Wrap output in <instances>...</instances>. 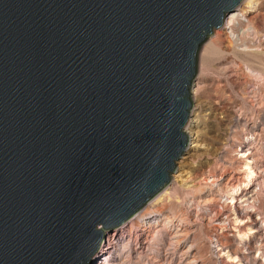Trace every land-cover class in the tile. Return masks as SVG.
I'll list each match as a JSON object with an SVG mask.
<instances>
[{"label":"water","instance_id":"1","mask_svg":"<svg viewBox=\"0 0 264 264\" xmlns=\"http://www.w3.org/2000/svg\"><path fill=\"white\" fill-rule=\"evenodd\" d=\"M243 0H0V264H95L171 180L198 52Z\"/></svg>","mask_w":264,"mask_h":264},{"label":"rangeland","instance_id":"2","mask_svg":"<svg viewBox=\"0 0 264 264\" xmlns=\"http://www.w3.org/2000/svg\"><path fill=\"white\" fill-rule=\"evenodd\" d=\"M247 16H254L259 29L260 40L256 42L255 38L253 42L260 45L256 51L262 61L234 54L236 46L225 52H210L203 51L205 44H202L191 86L190 131L185 128L189 144L176 161L168 184L175 194H170L167 204L177 203L178 209L182 199L193 197L197 189L215 187L212 179L230 180L234 184L242 181L245 166L241 161L247 160L245 157L250 155L252 147L259 153V161L251 163L255 168L252 181L240 183L235 199L223 196L214 204L227 216L226 221L223 224L212 222L202 230L198 229L199 225L193 227L190 240L193 248L202 253L204 264H264V117H259L256 111L257 102L261 99L264 102V87L247 71L243 60L247 57L255 70H264V0H259L257 12ZM216 31L205 43L212 40L221 47L223 44L215 36ZM260 112L264 114V108ZM249 127L254 130L249 132ZM248 140L252 142L248 145L250 150L243 154L240 150L246 148ZM236 146L237 151H232ZM187 152L189 157L182 158ZM112 231H107L102 247ZM115 240V247L110 251L126 258L121 264H184L180 250L162 225L154 227L150 235L142 239L141 249L127 232ZM102 247L95 264L105 261L110 254L109 251L104 254ZM110 264H119V260Z\"/></svg>","mask_w":264,"mask_h":264},{"label":"bare ground","instance_id":"3","mask_svg":"<svg viewBox=\"0 0 264 264\" xmlns=\"http://www.w3.org/2000/svg\"><path fill=\"white\" fill-rule=\"evenodd\" d=\"M258 6L259 0H243L235 10L231 11L225 17V24L223 23L222 27L216 31L217 33L215 36L220 41V43L223 44V46L220 47L210 40L209 42H204L205 46L203 45V51L209 50L210 52H225L232 46H236L237 50L234 52V54L241 53L243 56H248L250 58L262 61L256 51L259 49L260 45H256V43L253 42L255 38L256 42H259L260 40L259 29L255 24L254 16H247L249 13L257 12ZM243 60L246 61L245 68L247 71L256 79V81L259 82L261 86L264 87V70H255L250 63V59L247 57L243 58ZM195 93H197V88L195 89ZM261 103L262 105H260ZM257 104V115L259 117L260 115L264 117V114H261L260 112V109L264 108L263 100H259ZM186 129L190 131V124L186 127ZM248 130L250 132L254 130V128L249 127ZM252 134L254 136L255 133ZM248 135L246 138H248ZM251 144L252 142L248 140L247 144L244 145L246 148L244 150L242 148L240 151L244 154V152L250 150V146L248 145ZM236 148L237 146L233 148L232 151H237ZM187 153L183 155L182 158L189 157V153ZM245 158L250 160L241 161V165L245 166L244 178L242 181L234 184L230 180L221 181L219 178L217 180L212 179L214 182L211 180V183L214 184L215 187L208 186L197 189L193 197L182 199V206L178 209L177 203L173 205H169V203L167 204L170 194H175L174 190H171V186H168L167 184L159 193H157L136 213H134L125 223L113 228V231L108 234L107 241L105 242L106 245L104 244L105 246L102 247V242L99 250L94 256V259L99 257L102 247V252L104 254H106L108 251L110 254L105 259V261H101L99 264H110V262L113 260H119V264H121L126 260V258H123L121 255H115L112 253V251H110L115 247L114 245L116 243V238L122 237L124 233L127 232L131 241L135 242V246H138L137 248L141 249L142 244L144 243L142 239H146L154 227L157 228V225H162L164 228H166V230L169 231V234L174 241L175 247L180 250L184 264H204L202 253L199 249L196 248L195 250L193 248V243H191L190 240L193 227L199 225L200 227L198 229L202 230L203 227L210 225L212 222L223 224L226 221L227 216H224V213H222L220 210H217L214 204H216L217 201H220L223 196H225L227 199H235L234 197L236 193L241 188L240 183H248L252 181L255 168L251 163H257L260 156L257 150L252 147L250 150V155H246ZM106 236L107 231L105 233V237ZM124 251H127V249ZM139 253H141V250Z\"/></svg>","mask_w":264,"mask_h":264}]
</instances>
